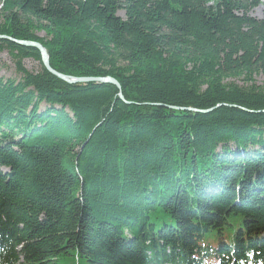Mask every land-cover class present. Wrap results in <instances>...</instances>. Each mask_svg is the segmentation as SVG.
Segmentation results:
<instances>
[{"label": "trees", "instance_id": "trees-1", "mask_svg": "<svg viewBox=\"0 0 264 264\" xmlns=\"http://www.w3.org/2000/svg\"><path fill=\"white\" fill-rule=\"evenodd\" d=\"M0 35L125 97L0 38V264H264V0H0Z\"/></svg>", "mask_w": 264, "mask_h": 264}, {"label": "water", "instance_id": "water-1", "mask_svg": "<svg viewBox=\"0 0 264 264\" xmlns=\"http://www.w3.org/2000/svg\"><path fill=\"white\" fill-rule=\"evenodd\" d=\"M0 38H4V39H8L11 40L19 45L22 46H28V47H35L39 50L40 55H41V61L43 66L53 75H55L56 77L64 80L65 82L69 83V84H87L90 82H94V83H110L115 85L119 90V97L125 101V97L123 95L122 92V86L120 84V82L112 77V76H106V77H87V76H83V77H75V76H69L66 74H63L61 72H58L57 70H55L51 64H50V57L49 54L46 50V48L43 46V44L39 43V42H34V41H27V40H18V39H14L12 37L9 36H5V35H0ZM127 102V101H126ZM130 103V102H128ZM167 108L173 109V110H178V111H184V110H189V111H196V112H203V113H207L210 110H198L195 108H183V107H176V106H167Z\"/></svg>", "mask_w": 264, "mask_h": 264}, {"label": "rangeland", "instance_id": "rangeland-1", "mask_svg": "<svg viewBox=\"0 0 264 264\" xmlns=\"http://www.w3.org/2000/svg\"><path fill=\"white\" fill-rule=\"evenodd\" d=\"M263 7L259 6L253 11V15L261 17ZM121 16H124L123 12H120ZM38 36L45 37V33L42 31L37 32ZM48 52V51H47ZM24 66L28 71L36 72L40 68V64L33 58L24 60ZM21 75L17 73L15 63L7 50H0V77L4 78H19ZM258 85H264V75L259 74L255 77ZM240 84L244 83L242 80H237ZM71 264V261H70ZM75 264V263H74Z\"/></svg>", "mask_w": 264, "mask_h": 264}]
</instances>
